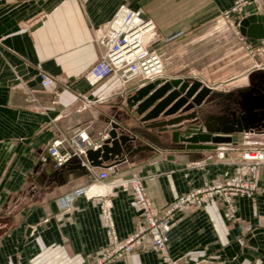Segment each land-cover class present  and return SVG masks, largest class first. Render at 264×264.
<instances>
[{"label": "crops", "instance_id": "0c3cea01", "mask_svg": "<svg viewBox=\"0 0 264 264\" xmlns=\"http://www.w3.org/2000/svg\"><path fill=\"white\" fill-rule=\"evenodd\" d=\"M123 4L143 8L153 21L152 49L162 69L127 84L116 76L93 83L100 58L94 29ZM252 15H264L255 0H0V264H92L113 238L122 242L137 231L139 211L132 193L117 185L122 180L140 179L161 209L220 175L245 170L236 153L264 146V130L235 134L231 144L191 145L182 138L191 136L192 121L166 132L147 129L128 102L154 80L196 79L213 90L202 119L237 109L248 91L257 94L264 85V39L239 30ZM233 41L251 67L212 81L218 64L222 72L234 62ZM41 72L57 82L42 87ZM253 73L251 85L237 93L219 86H236ZM114 122L136 137L133 149H151L107 168H92L85 157L53 167L48 149L56 140L66 141V151L94 148ZM102 171L110 173L105 181L98 180ZM252 172L262 182L254 198H236L230 210L216 195L175 216L168 251L177 264H264V166ZM106 215L112 216L111 234ZM113 264L163 262L145 239Z\"/></svg>", "mask_w": 264, "mask_h": 264}, {"label": "built area", "instance_id": "2783aa9c", "mask_svg": "<svg viewBox=\"0 0 264 264\" xmlns=\"http://www.w3.org/2000/svg\"><path fill=\"white\" fill-rule=\"evenodd\" d=\"M247 0H237L244 3ZM264 9V0H255ZM233 8L231 12H234ZM230 12L226 13L228 18ZM94 42L99 50L100 58L91 72L92 82L96 83L110 76L118 77L124 84L139 78L150 77L162 69L161 56L152 49L157 42L155 25L151 19L145 17L142 8L131 7L123 4L106 23L94 29ZM239 34V31H237ZM57 82L44 72L40 73L42 87L53 86ZM65 140H56L48 149V155L55 169L60 168L66 162L78 157H85L87 147L65 150ZM65 150L61 154L62 150ZM222 158L224 153L219 154ZM250 154L246 155L248 159ZM263 153H260L262 156ZM256 156V155H255ZM257 158V156H256ZM110 177L108 171L98 174L99 181H105ZM125 192L132 193L139 211V223L137 231L125 241L113 238L112 243L104 246L97 255L95 264H112L116 260L124 258L136 243L148 239L151 246L161 255L163 264H177L168 251L170 233L173 220L177 214L184 213L193 207H202L211 201L216 195L223 196L226 206L234 209V201L240 196H251L257 192V187L250 188L244 184L222 180L206 188L196 189L190 194L178 198L165 208H156L148 197L145 187L140 179L122 180L118 184ZM112 216L106 215L108 233L113 229Z\"/></svg>", "mask_w": 264, "mask_h": 264}, {"label": "water", "instance_id": "95a60500", "mask_svg": "<svg viewBox=\"0 0 264 264\" xmlns=\"http://www.w3.org/2000/svg\"><path fill=\"white\" fill-rule=\"evenodd\" d=\"M239 30L244 37L264 39V15L249 16L241 22ZM212 95V88L200 80L157 79L137 88L128 104L133 108L134 116L149 123L147 129L166 132L169 127L192 121L186 130L191 136L182 138L191 145L231 144L235 134L264 130V85L257 94L248 91L238 102V108L228 114L202 119V106L213 100ZM135 140V136L125 133L114 122L102 143L88 148L85 159L92 168H107L125 162L134 152L151 149L150 146L133 149ZM109 162H112L110 166L107 165Z\"/></svg>", "mask_w": 264, "mask_h": 264}, {"label": "rangeland", "instance_id": "374dc122", "mask_svg": "<svg viewBox=\"0 0 264 264\" xmlns=\"http://www.w3.org/2000/svg\"><path fill=\"white\" fill-rule=\"evenodd\" d=\"M233 37H237V35L235 34L234 31H233ZM232 45H233V51H234V55L232 57V60L234 62H232L230 65L226 64V69L222 72H220V71L223 70V68H222L223 64H218V67H216V70H218L219 72L213 76L212 81L224 82L230 76H234L235 74L239 73L240 71H245L251 67L252 63L249 61V59H244V60L239 59V57L242 56L243 54L240 52L239 48L236 46V43L234 41H233ZM222 53H223L222 48L217 49L215 51L216 55L222 54ZM255 75H256V73L249 74L245 80H239L237 82L238 85H236V86L231 85V84L229 85V83L221 84L219 86L221 87V90H224V89L229 90V88H231L230 90L237 93V91L242 89L244 86L251 85L252 79ZM222 111H223V109L220 110V112H222ZM241 149H242V150H240L241 152L240 151L237 152L236 155L239 156L241 158V160L245 163V170L240 171V172L233 171V173H231V174L220 175L218 177V180L221 178L223 181L227 180V181L233 182L235 184H244V185H247L249 188L251 186L256 185L257 192H255L251 196H244L247 198H254L255 196L258 195L259 190H260L259 185L262 182H261V178H260L259 173H253L252 169L257 168L259 170L261 166H264V146L243 147ZM260 153H263V155L260 156ZM247 154H250V155H248L249 158H255V159L246 158ZM255 155L257 156V158ZM222 158H225V155ZM216 182L214 184H216ZM214 184H212V185H214ZM220 197L224 199L223 196H220ZM234 204H235V202H234ZM96 261L97 260H95L92 264H95Z\"/></svg>", "mask_w": 264, "mask_h": 264}, {"label": "bare ground", "instance_id": "6f19581e", "mask_svg": "<svg viewBox=\"0 0 264 264\" xmlns=\"http://www.w3.org/2000/svg\"><path fill=\"white\" fill-rule=\"evenodd\" d=\"M92 78V77H91Z\"/></svg>", "mask_w": 264, "mask_h": 264}]
</instances>
